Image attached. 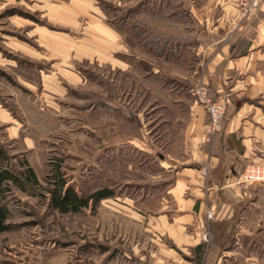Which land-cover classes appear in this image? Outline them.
<instances>
[{
    "label": "rangeland",
    "instance_id": "374dc122",
    "mask_svg": "<svg viewBox=\"0 0 264 264\" xmlns=\"http://www.w3.org/2000/svg\"><path fill=\"white\" fill-rule=\"evenodd\" d=\"M15 1L4 12L32 23L0 17V168L22 177L28 166L38 185L6 187L0 264H201L208 227L198 253L157 219L172 209L179 164L170 157L182 155L191 107L201 106L200 31L222 0ZM56 5L68 12L55 15ZM97 13L114 31L106 45L93 41ZM57 167L78 194L107 187L112 196L58 213L47 191ZM260 199L221 227L231 238L218 264H264Z\"/></svg>",
    "mask_w": 264,
    "mask_h": 264
},
{
    "label": "crops",
    "instance_id": "0c3cea01",
    "mask_svg": "<svg viewBox=\"0 0 264 264\" xmlns=\"http://www.w3.org/2000/svg\"><path fill=\"white\" fill-rule=\"evenodd\" d=\"M72 1L75 6L83 2ZM14 2L0 0V17L8 16L16 27L21 23L15 19L31 25L29 19L4 12L3 5ZM220 5L221 15L215 22L206 18L208 23L204 24L206 30L200 31L205 33L200 36L203 40L198 42V48L208 57L203 81L211 97H225L226 117L221 127L208 135L205 110L197 105L191 107V121L181 142L182 155L170 157L179 164L171 188L172 209L157 219L168 228L169 236L198 253L206 245L200 237L202 227H208L206 233L213 241L207 242L206 260L201 264L221 262L224 254L219 252H223L224 244L231 238L227 230L220 231L221 227L230 225L245 203L260 207L264 195V182L237 181L246 165L264 161V0H259L258 8L244 18H238L233 0H222ZM44 7V15L48 17V2ZM53 10L57 16H62L60 11L68 12L61 5ZM94 31L93 41L98 45L111 43L114 37V31L103 26L99 19ZM18 42L31 47L24 41ZM207 210L212 212L210 218L206 217ZM189 223L193 226L191 234L186 233Z\"/></svg>",
    "mask_w": 264,
    "mask_h": 264
},
{
    "label": "trees",
    "instance_id": "16d2710c",
    "mask_svg": "<svg viewBox=\"0 0 264 264\" xmlns=\"http://www.w3.org/2000/svg\"><path fill=\"white\" fill-rule=\"evenodd\" d=\"M2 162V161H1ZM50 182L52 187L47 188L50 206L58 213H75L87 207L89 203L112 196L113 191L110 188L103 187L94 190L87 195L78 194L72 187L65 186V180L59 167L51 174ZM12 182L20 188L25 184L38 185V180L33 170L26 166L22 172V177L15 173L0 168V234L10 228L9 218L11 217L10 209L4 198L8 183Z\"/></svg>",
    "mask_w": 264,
    "mask_h": 264
},
{
    "label": "built area",
    "instance_id": "2783aa9c",
    "mask_svg": "<svg viewBox=\"0 0 264 264\" xmlns=\"http://www.w3.org/2000/svg\"><path fill=\"white\" fill-rule=\"evenodd\" d=\"M233 4L237 8L238 18H244L258 8L259 0H233ZM194 93L208 116L205 133L209 135L221 127L226 117L227 101L224 96L211 97L204 84L198 85ZM237 181L242 184L264 182V162H254L245 166ZM211 216L212 212L207 210L206 217Z\"/></svg>",
    "mask_w": 264,
    "mask_h": 264
}]
</instances>
